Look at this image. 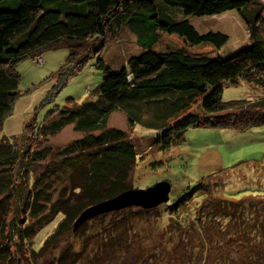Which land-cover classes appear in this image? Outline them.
<instances>
[{
    "label": "trees",
    "instance_id": "trees-1",
    "mask_svg": "<svg viewBox=\"0 0 264 264\" xmlns=\"http://www.w3.org/2000/svg\"><path fill=\"white\" fill-rule=\"evenodd\" d=\"M231 9L246 25L248 47L226 57L187 47L206 42L219 50L229 35L200 32L190 20ZM126 31L141 50L114 70L102 56ZM163 33L181 38V44L155 49ZM59 48L67 53L40 105L93 58L102 81L81 102L69 97L40 121L33 117L19 131L4 133L20 96L18 63L43 61L45 50ZM239 78L264 86V0H0V259L15 260L16 248L31 246L32 237L57 217L43 244L70 228L76 231L73 222L86 206L134 188L130 174L136 146L122 128L108 124L113 111H123L131 125L157 130L154 142L160 149L181 139L189 126L263 124V95L222 100L223 82ZM66 124L83 134L57 149L48 136ZM40 162L43 169L34 175L32 166ZM68 172L70 184L57 188L55 181ZM213 202L218 205L220 199L209 202L211 212L200 215L204 220L226 214Z\"/></svg>",
    "mask_w": 264,
    "mask_h": 264
},
{
    "label": "rangeland",
    "instance_id": "rangeland-1",
    "mask_svg": "<svg viewBox=\"0 0 264 264\" xmlns=\"http://www.w3.org/2000/svg\"><path fill=\"white\" fill-rule=\"evenodd\" d=\"M221 15L191 17L200 32L222 29L217 23L230 32L219 50L202 42L193 50L187 45L192 52L226 57L251 44L243 22L230 20L228 25V17L220 19ZM224 15L239 19L240 14L231 9ZM134 38L126 31L112 41L102 56L105 63L114 70L121 68L128 56L141 50ZM168 44L180 45L181 38L163 33L155 49L163 50ZM66 53L65 48L48 49L41 54L43 61L26 58L18 63L20 96L5 119L4 133L19 131L24 120L36 117L40 121L49 108L66 104L69 97L81 102L102 81L103 71L93 65V58L40 105L53 83L51 74ZM260 95L264 96V86L244 78L237 83L223 82L222 100L252 101ZM108 124L122 128L136 146L130 184L144 188L167 180L171 184L169 199L148 209L131 206L119 213L112 210L115 212L89 217L76 231L70 228L43 244L57 217L32 237L31 246L16 248L15 260L0 259V264H264V123L245 129L203 123L189 126L166 149L154 142L157 130L131 125L121 110L111 113ZM82 134L66 124L49 135L48 141L58 149ZM32 167L37 175L43 164ZM70 175L55 181L57 188L69 185ZM70 198L74 201L76 194ZM216 198L220 202L213 204L226 214L216 213L204 220L200 215L211 212L209 202Z\"/></svg>",
    "mask_w": 264,
    "mask_h": 264
},
{
    "label": "water",
    "instance_id": "water-1",
    "mask_svg": "<svg viewBox=\"0 0 264 264\" xmlns=\"http://www.w3.org/2000/svg\"><path fill=\"white\" fill-rule=\"evenodd\" d=\"M171 184L159 180L144 188H128L118 194L86 206L75 218L73 229H77L87 218L127 206L154 207L169 199Z\"/></svg>",
    "mask_w": 264,
    "mask_h": 264
},
{
    "label": "crops",
    "instance_id": "crops-1",
    "mask_svg": "<svg viewBox=\"0 0 264 264\" xmlns=\"http://www.w3.org/2000/svg\"><path fill=\"white\" fill-rule=\"evenodd\" d=\"M225 12H227V11H224V12H222V13H220V14H222L221 15V17H220V19L221 18H227L228 19V25H230V20H233V21H237V20H240L241 22H243L244 23V21H243V19L241 18V16L239 15V19H237V17H235L234 18V16H232V15H229V16H226V15H224L225 14ZM229 18H232V19H229ZM222 24V23H221ZM245 24V23H244ZM246 26V25H245ZM217 27H222V29L221 28H219V29H216V30H220V31H223V32H225V33H227L228 35H229V30H227V29H224L223 27H225V26H223V25H219L218 23H217ZM246 30H247V28H246ZM230 37V36H229ZM228 40H229V38H228ZM193 48L194 47H192L191 49L193 50ZM197 48H200V45H197ZM212 48V47H211Z\"/></svg>",
    "mask_w": 264,
    "mask_h": 264
}]
</instances>
